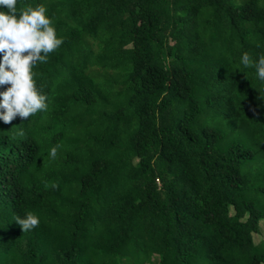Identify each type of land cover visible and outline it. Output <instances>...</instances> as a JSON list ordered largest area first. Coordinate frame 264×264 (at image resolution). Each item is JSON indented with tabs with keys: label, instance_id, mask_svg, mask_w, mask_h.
Returning a JSON list of instances; mask_svg holds the SVG:
<instances>
[{
	"label": "trees",
	"instance_id": "trees-1",
	"mask_svg": "<svg viewBox=\"0 0 264 264\" xmlns=\"http://www.w3.org/2000/svg\"><path fill=\"white\" fill-rule=\"evenodd\" d=\"M38 3L64 43L0 122V264H264V0Z\"/></svg>",
	"mask_w": 264,
	"mask_h": 264
},
{
	"label": "clouds",
	"instance_id": "clouds-1",
	"mask_svg": "<svg viewBox=\"0 0 264 264\" xmlns=\"http://www.w3.org/2000/svg\"><path fill=\"white\" fill-rule=\"evenodd\" d=\"M17 5L18 0H0V122L4 124L17 118L28 121L37 112L48 110L49 96L37 87L34 68L47 63L49 54L64 43L44 3L19 9ZM240 63L245 68L254 64L255 76L264 81V55L253 60L245 51ZM253 114H257L255 110ZM58 149V144L53 145L48 157L55 159ZM15 222L23 232L32 231L39 226L40 217L29 211Z\"/></svg>",
	"mask_w": 264,
	"mask_h": 264
}]
</instances>
